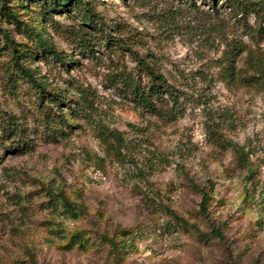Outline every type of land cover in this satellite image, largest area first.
Here are the masks:
<instances>
[{
	"label": "rangeland",
	"instance_id": "374dc122",
	"mask_svg": "<svg viewBox=\"0 0 264 264\" xmlns=\"http://www.w3.org/2000/svg\"><path fill=\"white\" fill-rule=\"evenodd\" d=\"M235 1L82 0L91 51L76 10L0 8V264H264V82L246 50L221 66L230 38L264 53V0H239L252 33ZM136 56L182 92L173 118L111 86L120 67L147 81Z\"/></svg>",
	"mask_w": 264,
	"mask_h": 264
},
{
	"label": "trees",
	"instance_id": "16d2710c",
	"mask_svg": "<svg viewBox=\"0 0 264 264\" xmlns=\"http://www.w3.org/2000/svg\"><path fill=\"white\" fill-rule=\"evenodd\" d=\"M8 0H0V8L2 13L12 19L14 22L18 21L14 12L10 9L7 4ZM39 3L42 11L50 15L51 11H65L70 12L71 10H76V13L80 17L78 22L79 24V36L77 37V43L84 49L91 51L92 45L94 42L90 41V33L86 31V28L83 26L93 27L92 14L88 13L86 9L77 7L82 0H34ZM212 3V0H210ZM231 12L235 17H237L238 22L248 31L252 33L254 30L246 22V14L250 11H254L255 8L249 5L248 2L244 1H235L230 2ZM31 34L34 36V40L41 51L44 53L45 57L51 56L60 60L61 63H64V54H58L57 51L51 48L47 42L40 36L36 30H32ZM93 43V44H92ZM13 49V48H12ZM246 50L245 64L247 69L251 72L253 79L264 82V53L258 48H245V43L236 38H230L225 41V50L222 57V69L224 75L232 77V67H233V54L239 51ZM67 59V58H66ZM136 62L144 71V74L147 77L146 82H141L139 79L135 78L124 67H120L110 76L111 86L121 95L123 98L137 105L141 109L164 115V117L170 119L173 118L176 114L180 113L181 100L180 97L182 92L178 90L173 84L166 81L161 73H158L152 67H150L145 61L141 60L138 56L135 57ZM18 73H22L26 78V81H29L30 84L41 87V84L37 83L32 76V73L28 67H24L21 64H16ZM55 99V98H53ZM49 115V114H48ZM57 116L61 118L60 113H57ZM4 131L9 132V128L3 127ZM102 139L109 142L110 139L117 140L120 139L119 133L116 130L108 129L104 133ZM215 138V137H214ZM216 140H221L220 136H216ZM228 145L232 149L237 148V144L228 142ZM201 212H205V207L201 206ZM210 231L219 236L220 232L214 226L210 228ZM203 234L202 232L199 235ZM82 241V240H81ZM81 241L77 236L71 235L68 243L78 242L79 245H82Z\"/></svg>",
	"mask_w": 264,
	"mask_h": 264
}]
</instances>
